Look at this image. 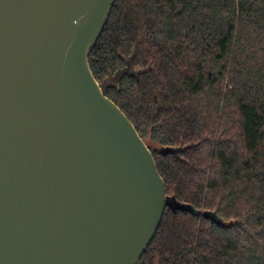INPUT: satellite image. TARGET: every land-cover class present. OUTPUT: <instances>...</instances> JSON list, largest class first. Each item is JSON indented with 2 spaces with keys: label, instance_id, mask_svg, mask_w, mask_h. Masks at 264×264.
<instances>
[{
  "label": "trees",
  "instance_id": "16d2710c",
  "mask_svg": "<svg viewBox=\"0 0 264 264\" xmlns=\"http://www.w3.org/2000/svg\"><path fill=\"white\" fill-rule=\"evenodd\" d=\"M90 67L166 185L139 264H264V0H117Z\"/></svg>",
  "mask_w": 264,
  "mask_h": 264
},
{
  "label": "water",
  "instance_id": "95a60500",
  "mask_svg": "<svg viewBox=\"0 0 264 264\" xmlns=\"http://www.w3.org/2000/svg\"><path fill=\"white\" fill-rule=\"evenodd\" d=\"M117 0H0V264H139L168 204L95 79Z\"/></svg>",
  "mask_w": 264,
  "mask_h": 264
}]
</instances>
